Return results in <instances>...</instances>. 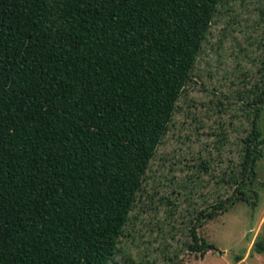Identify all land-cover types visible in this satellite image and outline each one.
<instances>
[{
	"label": "trees",
	"instance_id": "obj_1",
	"mask_svg": "<svg viewBox=\"0 0 264 264\" xmlns=\"http://www.w3.org/2000/svg\"><path fill=\"white\" fill-rule=\"evenodd\" d=\"M220 2L0 0V264H110ZM248 105L234 194L203 220L256 197L264 85Z\"/></svg>",
	"mask_w": 264,
	"mask_h": 264
},
{
	"label": "rangeland",
	"instance_id": "obj_2",
	"mask_svg": "<svg viewBox=\"0 0 264 264\" xmlns=\"http://www.w3.org/2000/svg\"><path fill=\"white\" fill-rule=\"evenodd\" d=\"M263 85L264 0H221L110 264H264L253 248L264 236V145L253 204L201 215L234 194L254 117L248 102ZM256 124L264 135V107ZM202 240L216 251L195 252Z\"/></svg>",
	"mask_w": 264,
	"mask_h": 264
},
{
	"label": "water",
	"instance_id": "obj_3",
	"mask_svg": "<svg viewBox=\"0 0 264 264\" xmlns=\"http://www.w3.org/2000/svg\"><path fill=\"white\" fill-rule=\"evenodd\" d=\"M213 250H215L214 248H212ZM216 251V250H215ZM220 254V252H218Z\"/></svg>",
	"mask_w": 264,
	"mask_h": 264
}]
</instances>
